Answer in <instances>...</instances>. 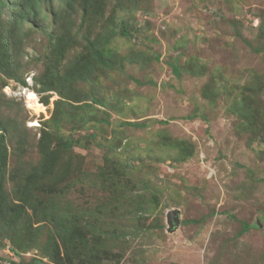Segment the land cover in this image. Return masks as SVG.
<instances>
[{
	"label": "rangeland",
	"instance_id": "1",
	"mask_svg": "<svg viewBox=\"0 0 264 264\" xmlns=\"http://www.w3.org/2000/svg\"><path fill=\"white\" fill-rule=\"evenodd\" d=\"M98 1L85 20L73 15L72 36L117 32L110 67H84L86 80L63 90L69 98L44 93L53 41L25 25L11 69L26 86L0 79L7 201L24 206L19 226L0 229V264H58V215L84 233L86 264H264V0ZM88 48L74 45L61 76L91 58ZM60 142L72 147L59 153L57 179L40 172L43 185L19 202L16 183ZM172 210L181 224L170 231Z\"/></svg>",
	"mask_w": 264,
	"mask_h": 264
},
{
	"label": "trees",
	"instance_id": "2",
	"mask_svg": "<svg viewBox=\"0 0 264 264\" xmlns=\"http://www.w3.org/2000/svg\"><path fill=\"white\" fill-rule=\"evenodd\" d=\"M50 4L53 5V9L50 10V15H54V17L52 22L49 23L50 15H47L46 11L48 12V6ZM100 7L101 3L98 0H0V79L3 82V87L7 86L8 79H18L22 85L26 86V82L17 77L16 73L11 69L13 63L12 49L17 50L21 40L18 36H20L21 28L25 25H31L34 29H40V31L44 32L53 41L50 56L45 57V60L48 61L46 71L39 79L41 91L44 93L57 92L61 97L69 98L64 94L63 90L66 89L65 87L67 85L69 86L75 81L86 80L87 73L84 67L91 65L93 62L100 66L110 67L107 45L117 32L111 30L109 33H100L99 40L87 38L85 34L72 36V29L74 28L73 15L81 10L82 20H85L89 14L94 13L92 9L98 10ZM5 15L8 16L7 19L4 18ZM50 25H53L52 29L54 31L52 32L50 31ZM126 25L127 23L123 22L119 27V32L123 36L129 35ZM80 26L77 27L73 34H80L82 32ZM81 41H84L88 45L89 48L87 50L91 58L83 59L81 57V59L73 63L70 71L66 70L65 75L61 76L60 65H65L64 61L67 54H69V51H71L76 43ZM174 70L179 74L176 67H174ZM3 74L6 78L3 77ZM45 104H48V101ZM7 126L8 123L0 119V229L3 230L6 227L14 228L13 225H16V227L19 226V222H21L20 209H24V206L21 207L22 205L11 206L7 201L8 195L6 194L4 183L10 156L8 142L11 140L7 137L9 133ZM262 138L264 139L263 134ZM58 145L55 149H51V147L44 149L40 165L35 169L36 176H33L25 183H21L20 181L16 183V191L20 194L19 202H27L28 199H32L36 184L42 186V177L55 171V164L59 153L70 150L72 147L71 142H60ZM40 172H43V176L38 179ZM54 175V178L57 179L55 172ZM47 188L51 192V187ZM49 216L45 215L41 219L37 216V220H44ZM56 221L58 228L62 226L60 228L63 232L60 238L65 247V255H63L64 258L60 256V245L52 239L51 248L53 255L56 257H52L53 260H51L55 263L59 260L58 264H79L78 262L80 261V264H86L89 258L87 259L86 256L88 252L86 253L84 251L87 250L86 242L84 241L85 238H82L84 233L81 234L77 229L71 228L69 226L71 220L68 218L58 215ZM243 225L242 233L247 232L251 228L246 223ZM103 234L102 231L96 233L95 236L96 238L98 237L97 240L99 242L109 240ZM16 246L21 248L19 242H17ZM29 264H45V262L41 259L34 258Z\"/></svg>",
	"mask_w": 264,
	"mask_h": 264
},
{
	"label": "water",
	"instance_id": "3",
	"mask_svg": "<svg viewBox=\"0 0 264 264\" xmlns=\"http://www.w3.org/2000/svg\"><path fill=\"white\" fill-rule=\"evenodd\" d=\"M167 221L169 224L170 231L174 230L181 224V219L179 217L178 210H172L170 213L167 214Z\"/></svg>",
	"mask_w": 264,
	"mask_h": 264
},
{
	"label": "bare ground",
	"instance_id": "4",
	"mask_svg": "<svg viewBox=\"0 0 264 264\" xmlns=\"http://www.w3.org/2000/svg\"><path fill=\"white\" fill-rule=\"evenodd\" d=\"M33 97L35 99H32ZM28 100H29L30 107L32 109H34V110H37L38 109V104H37V101H36V96L32 92H29V94H28Z\"/></svg>",
	"mask_w": 264,
	"mask_h": 264
},
{
	"label": "snow or ice",
	"instance_id": "5",
	"mask_svg": "<svg viewBox=\"0 0 264 264\" xmlns=\"http://www.w3.org/2000/svg\"><path fill=\"white\" fill-rule=\"evenodd\" d=\"M32 99H35L34 97Z\"/></svg>",
	"mask_w": 264,
	"mask_h": 264
}]
</instances>
